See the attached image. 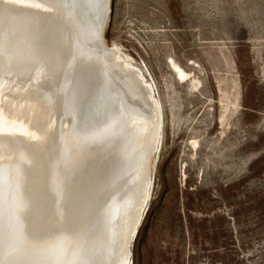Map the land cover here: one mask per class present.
<instances>
[{
    "label": "bare ground",
    "instance_id": "bare-ground-1",
    "mask_svg": "<svg viewBox=\"0 0 264 264\" xmlns=\"http://www.w3.org/2000/svg\"><path fill=\"white\" fill-rule=\"evenodd\" d=\"M109 11L0 0V264H131L163 115Z\"/></svg>",
    "mask_w": 264,
    "mask_h": 264
},
{
    "label": "rangeland",
    "instance_id": "rangeland-1",
    "mask_svg": "<svg viewBox=\"0 0 264 264\" xmlns=\"http://www.w3.org/2000/svg\"><path fill=\"white\" fill-rule=\"evenodd\" d=\"M104 38L162 106L131 264H264V0H110Z\"/></svg>",
    "mask_w": 264,
    "mask_h": 264
}]
</instances>
